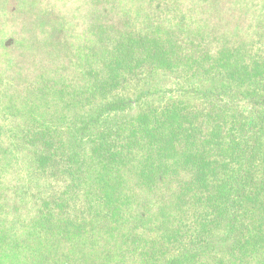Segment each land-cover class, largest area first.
Listing matches in <instances>:
<instances>
[{
  "label": "trees",
  "instance_id": "trees-1",
  "mask_svg": "<svg viewBox=\"0 0 264 264\" xmlns=\"http://www.w3.org/2000/svg\"><path fill=\"white\" fill-rule=\"evenodd\" d=\"M260 2L0 0V264H264Z\"/></svg>",
  "mask_w": 264,
  "mask_h": 264
},
{
  "label": "rangeland",
  "instance_id": "rangeland-1",
  "mask_svg": "<svg viewBox=\"0 0 264 264\" xmlns=\"http://www.w3.org/2000/svg\"><path fill=\"white\" fill-rule=\"evenodd\" d=\"M251 1H253V0H249V2H251ZM261 1H262V2H260V3H261L260 6H261V7H264V0H261ZM261 7H260V8H261ZM260 8H259V9H260ZM259 14H260V13H259ZM259 14H257V15H259ZM250 15H254V14L250 13ZM136 110H138V107L136 108Z\"/></svg>",
  "mask_w": 264,
  "mask_h": 264
}]
</instances>
